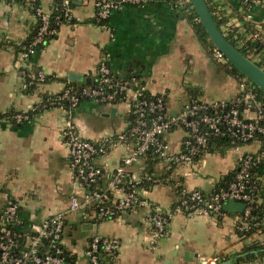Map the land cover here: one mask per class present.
<instances>
[{
    "label": "crops",
    "instance_id": "1",
    "mask_svg": "<svg viewBox=\"0 0 264 264\" xmlns=\"http://www.w3.org/2000/svg\"><path fill=\"white\" fill-rule=\"evenodd\" d=\"M96 0H74V23H63L55 37L23 56L32 38L37 16L28 3L0 0V226L1 213L9 199L20 205L25 223L42 221L68 211L74 193L88 192L72 177L68 147L63 133L66 112L58 107L43 108L30 119L15 121L11 115L31 112L42 98L60 93L71 82L86 83L95 76L105 58L120 76L137 73L151 95H164L167 112L179 113L193 98L211 101L239 95V81L218 62L199 40L185 11V0H148L143 5H124L108 19V27L92 22ZM252 10L264 18V0ZM243 0H232L238 7ZM51 10L52 0H41ZM43 73L44 80L31 76ZM84 81H73L71 76ZM82 137L104 151L94 161L104 171H115L133 149L121 140L130 125L126 104L84 100L72 111ZM184 128L165 135L173 151L182 149ZM112 141V142H111ZM253 142L241 148L223 147L205 152L193 165L168 166L141 157L131 172L137 177L151 175L158 182L143 189L156 207L172 212L168 229L157 238L148 221V210L137 208L106 219H98L91 209L88 220L78 212L66 218L64 245L75 255L74 264H91L87 246L95 235L120 242L111 264H264V253L240 252L253 242L264 244V214L259 230L242 238L237 223L242 212L191 214L174 208L181 199L177 188L199 189L210 194L236 170L239 156L258 152ZM256 171L259 203L264 208V162ZM113 196H120L115 190Z\"/></svg>",
    "mask_w": 264,
    "mask_h": 264
},
{
    "label": "built area",
    "instance_id": "2",
    "mask_svg": "<svg viewBox=\"0 0 264 264\" xmlns=\"http://www.w3.org/2000/svg\"><path fill=\"white\" fill-rule=\"evenodd\" d=\"M37 3L38 0H30ZM189 2V0H185ZM148 0H96L95 16L97 20H108L111 14L124 5H143ZM212 7L214 18L220 21V29L224 35L233 33L239 39L241 47L248 42L262 44L260 50H249L248 57L264 69V18H258L253 8L260 0H243L235 7L232 0H207ZM64 17L73 19L70 0H61ZM51 10H45L37 4L35 14L38 19L35 37L23 56L28 58L36 46L43 44L50 37H55L58 28L52 27ZM57 23L59 22V17ZM108 27V24L103 25ZM214 55L218 62L226 64L224 55L214 47ZM94 83L92 81L80 90L72 85L58 94L47 96L37 102L31 112L15 113L11 117L15 121L30 119L33 113L43 109L58 107L66 112L64 136L68 147L72 177L77 184L88 191L74 193L70 198L68 211L54 214L42 221L25 223L21 219L20 205L16 200L9 199L1 213L0 226V264H73L66 255L64 234L68 213L78 212L88 220L90 210L96 207L98 219H106L137 208L148 210V221L157 238L166 229L171 211L156 207L143 194L138 186L142 176L137 177L131 167L146 152L153 150L162 162L168 166L195 164L208 148L210 133L226 135L222 131L227 126V133L232 143L248 142L256 133L264 135V108L258 99L252 83L244 77L239 81V95L231 99L203 100L193 97L177 114L167 112L164 95L148 96L146 88L139 76L115 77L109 62L103 58L96 67ZM32 81L44 80L43 73L31 76ZM84 100L98 103L126 104L130 114V125L120 139L131 141L133 149L122 160L115 171H104L96 165L94 159L104 151L95 142L81 136L72 116ZM68 104L67 110L65 104ZM243 106V110L241 107ZM177 128L186 130V137L180 151H173L165 140V135ZM112 142V141H111ZM260 146L256 152H244L237 161L232 181L223 187L216 188L205 194L199 189L182 190L181 199L176 209L191 214H221L223 204L233 199L246 203L243 217L237 223V230L244 231L252 226H259L253 211L259 203V182L252 174L254 169L264 162V142L255 141ZM238 146L235 148H241ZM102 174L105 176V188L92 189ZM144 178L153 183L159 179L151 175ZM126 179L129 180L128 185ZM117 190L121 195L112 193ZM120 248V242L107 236L95 235L91 238L86 254L91 264H105L100 255L105 253L111 264ZM218 258L206 260L204 264H217Z\"/></svg>",
    "mask_w": 264,
    "mask_h": 264
},
{
    "label": "trees",
    "instance_id": "3",
    "mask_svg": "<svg viewBox=\"0 0 264 264\" xmlns=\"http://www.w3.org/2000/svg\"><path fill=\"white\" fill-rule=\"evenodd\" d=\"M20 1L21 2H25V3H28L31 6V8H33L34 12H35V8H36L37 4H40L41 3V0H38L37 3H35V4L32 3L30 0H20ZM73 3H74V0H70V6L71 7H72ZM209 7H210V10H212V7L210 5H209ZM184 11H185L187 17L191 21H193L194 18H196V17L198 18V15L195 12V10L193 9L192 4H191L190 1L189 2H185ZM50 14H51V17H52L51 18V20H52V24H51L52 27H55V28H58V29L61 26V24H63V23H74L75 22L74 19H71L70 21H68L64 17V12L62 11L61 0H52L51 13ZM56 17H59V22L58 23H57V18ZM215 20L218 23V25L221 24L220 21L217 20V18H215ZM92 22L94 24H96V25H99V26H103V25L108 24V20L99 21V20H97L96 16H94V18L92 19ZM193 24H194V27H195V30H196V34H197L199 40L202 42V44L204 45V47L210 53L213 54V52H214V45L211 42V40L209 39V36H208L205 28L197 20H195ZM35 34H36V30H35L32 38L26 43L27 48H25V51L28 48H30V45H31V43H32V41H33V39L35 37ZM226 36H227L228 40L236 48H238L244 55H246V56L249 55L248 49L249 50H252V49L255 48L256 50H260L262 48V44L261 43H258V42H248L246 44V46L241 47L239 45V39L238 38H235L233 33L227 34ZM50 38H52V37H50ZM50 38H48V39H50ZM44 44L45 43L36 46L35 49H34V52H36L38 49L42 48L44 46ZM224 66H225V68H227L228 72L231 75H233L234 77H236L238 79V81H242L244 79V76H241L240 73H239V71L230 62H227L226 64H224ZM114 75H115V77H119V75L115 71H114ZM132 75L138 77V74L137 73H133L131 75H128L127 77H131ZM94 79H96V78L95 77L92 78V80H91L92 83L95 82ZM69 85H72V86L76 87L78 90H80L83 86L87 85V83L71 82V83H69ZM256 93H257L258 99L260 100V102L262 103V106L264 108V90H261L260 92H256ZM146 94L148 96H153L148 91H146ZM67 108H68V104L66 103L65 104V109L67 110ZM241 109L243 110V106L241 107ZM222 131L224 133H226V135H224V134H222V135H215L213 133H210V139H209L208 148L205 151H203V153L200 154V157H202V155L205 152L217 151V150L222 151L223 147H232V148H235V147H238V146H244L246 144L253 143L255 141L264 142V135L263 134H260V133H256L254 135V137L250 141H248V142H237V143L234 144V143L231 142V139L232 138L227 133V126L224 125L223 128H222ZM144 157L149 161V163H152V162H162V160L159 157V155L156 154L153 150L147 151ZM234 174H235V172L232 173L231 175L227 176L225 180H223L221 183H219L216 186V188L223 187L226 184H228L230 181H232V179L234 177ZM252 174L254 176V179L259 182V179L256 176L255 169L253 170ZM126 181H127V183H125V185H128L129 180L126 179ZM152 184H153V182L148 181V180H146L143 177L142 180H141V182L138 183V186L144 189V188H149L150 185H152ZM259 187H260V184H259ZM100 188H105V176L103 174L100 177V179L98 180V182L92 187V189H97V190H100ZM177 190L181 193V188H177ZM178 204H179V202L175 204V206H174L175 209H176V207H177ZM93 210H96V207H93ZM222 212H223V208H222ZM252 213L256 217V220L258 222H260V224H259V226H252L248 230H244V231H240L239 230L238 233L242 236V238H245V237L250 236L252 233H254L255 231L259 230L260 227H261V225H262L263 214H264V208H263V206L260 203H258V205L256 206V208L254 209V211ZM241 217H243V212H242V216ZM167 229H168V224L166 225L165 231ZM253 251H258L260 253H264V244H259V243L253 242L250 245L244 246L243 247V250L240 252V254L250 256V255L254 254ZM65 252H66V255H68V256H69V254H71V256H69L68 259L70 261H72V263L74 264V262H75V255L72 253V251L70 249H68L66 247H65ZM100 259L105 264H107V262L109 260V257L105 253H102L100 255Z\"/></svg>",
    "mask_w": 264,
    "mask_h": 264
},
{
    "label": "water",
    "instance_id": "4",
    "mask_svg": "<svg viewBox=\"0 0 264 264\" xmlns=\"http://www.w3.org/2000/svg\"><path fill=\"white\" fill-rule=\"evenodd\" d=\"M189 1L214 47L224 55L227 62H230L239 71L241 76H244L252 83L256 92L264 90V69L248 56L244 55L228 40L216 22L207 0ZM70 78L73 81H84V77L78 75L71 76ZM90 82V78L86 79L87 84ZM245 207L246 203L230 199L223 204V211L243 212ZM221 264H230V261H225Z\"/></svg>",
    "mask_w": 264,
    "mask_h": 264
}]
</instances>
